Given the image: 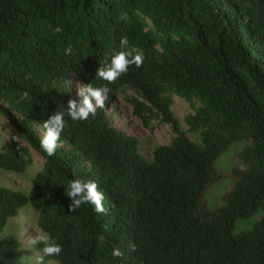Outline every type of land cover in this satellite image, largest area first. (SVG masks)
<instances>
[{"label": "trees", "instance_id": "trees-1", "mask_svg": "<svg viewBox=\"0 0 264 264\" xmlns=\"http://www.w3.org/2000/svg\"><path fill=\"white\" fill-rule=\"evenodd\" d=\"M123 37L143 64L101 80ZM88 83L110 89L104 108L83 121L66 116L48 156L43 122ZM175 96L192 109L187 131ZM119 97L143 127L173 132L151 160L114 126L109 109ZM0 118L23 142L3 147L1 171L24 173L33 152L44 159L29 194L0 187V264H26L20 236L9 232L26 209L62 245L45 257L58 264H264V0H0ZM241 142L245 168L211 208L206 192L225 176L216 163ZM73 179L98 183L105 212L71 211Z\"/></svg>", "mask_w": 264, "mask_h": 264}, {"label": "rangeland", "instance_id": "rangeland-1", "mask_svg": "<svg viewBox=\"0 0 264 264\" xmlns=\"http://www.w3.org/2000/svg\"><path fill=\"white\" fill-rule=\"evenodd\" d=\"M75 88L78 91L77 86ZM172 110L180 121L182 129L187 131L188 128L184 123V118L186 115L192 113L189 103L175 96ZM132 112L133 108L120 97L109 109V115L114 126L123 133L137 137L140 140V152L144 156L150 157L153 149L158 145L167 146L171 143L174 135L169 127L145 128L139 120L133 117ZM15 142L23 144L15 133L14 128L5 122L4 119L0 118V152L3 147H11ZM247 146L246 142L232 145L217 161L216 168L225 176L206 192L205 202L209 207H220L223 197L232 189L235 183L232 172L235 169L245 168V165L238 159V155ZM33 158L35 160L34 165L24 173L16 174L0 170V187L29 194L32 180L43 170L44 166V159L36 152H33ZM36 221L37 217L35 213L31 209H26L11 223L12 226L9 232L20 236L26 253V264H58L55 261H46L42 252L30 243L32 238L38 234H42L36 225ZM248 227V224L241 223L238 230H246ZM41 257H43L42 260Z\"/></svg>", "mask_w": 264, "mask_h": 264}, {"label": "clouds", "instance_id": "clouds-1", "mask_svg": "<svg viewBox=\"0 0 264 264\" xmlns=\"http://www.w3.org/2000/svg\"><path fill=\"white\" fill-rule=\"evenodd\" d=\"M55 31L60 32L61 29L57 27ZM120 45L121 51L111 57L109 64L98 69L97 77L101 80L113 82L122 74L128 72L131 66L135 65L139 68L143 64V53L129 48L126 37L121 39ZM67 52L71 53V48L67 49ZM77 89L79 100H69L67 108L58 110L43 122L44 134L40 140V147L50 157L55 155L58 142L65 130V117L67 116L72 121H83L87 120L89 116H95L97 109L104 108L110 92L107 86L95 87L90 83L85 84L83 87L77 85ZM66 196L71 201V211L81 206L91 205L94 206L97 213L105 212L103 203L105 195L94 180L73 179L68 184ZM30 243L34 246L43 245L40 249L43 257L59 256L62 252V245L47 234H38L30 240ZM112 255L120 258L123 256V252L119 248H115ZM43 257H41V260Z\"/></svg>", "mask_w": 264, "mask_h": 264}, {"label": "crops", "instance_id": "crops-1", "mask_svg": "<svg viewBox=\"0 0 264 264\" xmlns=\"http://www.w3.org/2000/svg\"><path fill=\"white\" fill-rule=\"evenodd\" d=\"M147 159L151 160L152 159V155L150 157L148 156H145Z\"/></svg>", "mask_w": 264, "mask_h": 264}]
</instances>
